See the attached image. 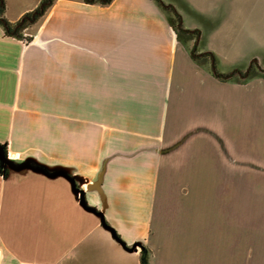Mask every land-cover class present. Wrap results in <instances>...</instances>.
I'll return each instance as SVG.
<instances>
[{
	"label": "crops",
	"instance_id": "crops-1",
	"mask_svg": "<svg viewBox=\"0 0 264 264\" xmlns=\"http://www.w3.org/2000/svg\"><path fill=\"white\" fill-rule=\"evenodd\" d=\"M40 1L16 13L5 1L4 15ZM0 144L79 177L124 245L140 244L125 248L65 176L0 165V264H141V246L151 264H207L209 247L217 262L264 264V178L255 191L240 178L264 169V79L214 77L155 0H55L21 37L0 25ZM175 167L187 190L162 193ZM165 200L178 201L168 213Z\"/></svg>",
	"mask_w": 264,
	"mask_h": 264
},
{
	"label": "rangeland",
	"instance_id": "rangeland-1",
	"mask_svg": "<svg viewBox=\"0 0 264 264\" xmlns=\"http://www.w3.org/2000/svg\"><path fill=\"white\" fill-rule=\"evenodd\" d=\"M5 1L9 12L16 13L20 8L34 4L36 0ZM168 1L174 7L176 6L175 9L180 13L181 22L184 27L199 30L198 37L195 36V38L193 37V39L185 41L181 39L185 42L190 52L194 44L198 53L212 52L215 56V65L218 71L225 75H230L225 80L245 83L248 79L252 78L264 79V0ZM165 11L168 18L173 20V23H177L173 14L168 10ZM203 58L204 61L199 63L204 64L211 71V57L206 56ZM250 66H252L255 74L251 78L244 79L236 72V70L246 71ZM244 163L241 162V164ZM252 168H254L252 169L254 171L251 170V172L254 174L253 176H248L247 172L250 173V170L241 166V187L244 188H241V190L255 191L259 186L262 188L261 181L264 178V169L259 167ZM183 178L184 169L182 167L161 169L160 191L166 194L184 192L187 190V186L184 184ZM249 184L250 186H248ZM192 190L198 191L199 185L197 184L196 189L193 188ZM175 202L178 201H163V211L168 213L169 208H173ZM256 206L257 208L263 207V203L257 201ZM209 210L211 211V209ZM171 211L174 212L173 209ZM182 217L180 216L179 218ZM160 218V223L167 225L169 222L175 223L178 217L175 215L168 217V214H166L160 216ZM223 219L225 225L232 223L234 220L232 215L228 214H225ZM244 219L246 220L247 217L242 215L239 217L241 223L244 222ZM259 219L262 223L261 217H257L256 222L258 223ZM215 222L216 216L209 215V226L214 225ZM224 235V239H231V232L225 231ZM214 252L215 248H208L207 264H232L231 258L226 255L223 258H219L221 262H217Z\"/></svg>",
	"mask_w": 264,
	"mask_h": 264
},
{
	"label": "trees",
	"instance_id": "trees-1",
	"mask_svg": "<svg viewBox=\"0 0 264 264\" xmlns=\"http://www.w3.org/2000/svg\"><path fill=\"white\" fill-rule=\"evenodd\" d=\"M54 0H41L39 5L35 7L33 10L25 13L22 17H25L23 21L21 19L17 20L16 22L12 23L8 21L4 15L5 12V0H0V25L3 26L4 31L6 34L21 37L22 31L26 28L29 24L36 22L40 17H42L46 11L51 7ZM87 3H98L101 5H107L111 3L112 0H83ZM164 10H168L171 12L176 19L177 23H173V20L169 19L170 24L173 26L178 39L190 40L199 36V30L197 29H189L182 25L181 22V15L178 11H176L175 7L165 2L164 0H155ZM191 56L198 62H203L206 56L211 57V72L214 77L225 80L230 75H225L222 72L218 71L215 65V56L212 52H204L198 53L196 51V45L194 44L191 49ZM239 75L244 78H251L255 76L252 66H250L246 71L236 70ZM233 75V74H232ZM140 262L141 264H151L149 260V251L146 247L141 246L140 250Z\"/></svg>",
	"mask_w": 264,
	"mask_h": 264
},
{
	"label": "water",
	"instance_id": "water-1",
	"mask_svg": "<svg viewBox=\"0 0 264 264\" xmlns=\"http://www.w3.org/2000/svg\"><path fill=\"white\" fill-rule=\"evenodd\" d=\"M24 18L25 17H22L21 21H23ZM0 165L2 166L3 169H5V168L20 169L23 167H27V168H30L33 170L41 171V172H43L47 175H50V176H54V175H58V174L65 176L71 182L72 191L75 194V196L77 197V199L79 200V202L81 203V205L85 209L90 210V211L94 212L95 214H97L100 217V221H101L102 225L105 226L106 228H108L111 231V233L113 234V236L116 239H118L125 248H127L129 250H137L138 246H140V244L136 243V244L132 245V247H126L124 245V243L119 239V237H117L113 228H111L106 223V221L104 219V215H103V210L102 209H96L95 207H92V206L87 204V201L85 199L84 192H83V189L81 186V184L84 181L81 180L79 177L70 176L66 172H64L63 170L47 171L44 167L39 166V165H34L28 160L17 161L15 159H12V158L7 156L6 150L2 144H0ZM89 187H95L101 191V188L97 183H91ZM102 197L104 198L103 193H102Z\"/></svg>",
	"mask_w": 264,
	"mask_h": 264
}]
</instances>
